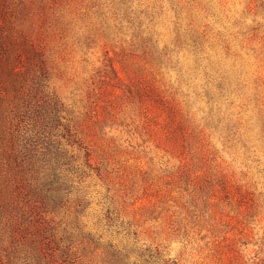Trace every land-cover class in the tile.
<instances>
[{"label":"rangeland","instance_id":"1","mask_svg":"<svg viewBox=\"0 0 264 264\" xmlns=\"http://www.w3.org/2000/svg\"><path fill=\"white\" fill-rule=\"evenodd\" d=\"M0 264H264V0H0Z\"/></svg>","mask_w":264,"mask_h":264}]
</instances>
